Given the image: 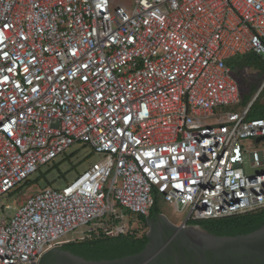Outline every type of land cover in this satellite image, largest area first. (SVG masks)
I'll list each match as a JSON object with an SVG mask.
<instances>
[{
  "label": "built area",
  "instance_id": "1",
  "mask_svg": "<svg viewBox=\"0 0 264 264\" xmlns=\"http://www.w3.org/2000/svg\"><path fill=\"white\" fill-rule=\"evenodd\" d=\"M263 39L264 0H0V197L76 142L103 156L4 206L0 264H38L158 195L184 224L264 208L263 153L246 144L264 137L246 118L258 95L229 110L241 95L226 64L264 58Z\"/></svg>",
  "mask_w": 264,
  "mask_h": 264
},
{
  "label": "water",
  "instance_id": "2",
  "mask_svg": "<svg viewBox=\"0 0 264 264\" xmlns=\"http://www.w3.org/2000/svg\"><path fill=\"white\" fill-rule=\"evenodd\" d=\"M263 86L264 82L256 96ZM262 140L264 137H258L255 142ZM146 222L149 242L137 255L114 261H87L55 246L42 255L38 264H264V227L247 235L215 237L184 221L174 225L161 214L147 216ZM157 228L166 229L162 242Z\"/></svg>",
  "mask_w": 264,
  "mask_h": 264
},
{
  "label": "trees",
  "instance_id": "3",
  "mask_svg": "<svg viewBox=\"0 0 264 264\" xmlns=\"http://www.w3.org/2000/svg\"><path fill=\"white\" fill-rule=\"evenodd\" d=\"M264 44V39L262 40ZM227 66L231 70V75L239 83L251 80L242 76L244 69H252L257 72L252 86L248 85L245 90L240 89L241 101L246 107L264 81V58L253 52L234 56L227 60ZM247 78V79H246ZM247 119H264V86L259 95L250 106ZM28 182V181H26ZM156 199H154L149 214L159 213L156 209ZM115 208H121L118 204ZM129 219L132 215H137L136 222H128L126 230L115 236L104 233L101 229L90 233L80 240L69 241L61 245L63 250L71 252L73 255L87 261H114L141 253L147 246L149 239L146 236L148 228L146 215L125 211ZM105 221L107 227L119 225L122 219L113 220L107 216ZM189 225H196L215 237H236L247 235L264 227V208H259L250 212L227 216L219 219H208L190 222Z\"/></svg>",
  "mask_w": 264,
  "mask_h": 264
},
{
  "label": "rangeland",
  "instance_id": "4",
  "mask_svg": "<svg viewBox=\"0 0 264 264\" xmlns=\"http://www.w3.org/2000/svg\"><path fill=\"white\" fill-rule=\"evenodd\" d=\"M119 1L129 4V0ZM241 74L242 76L251 79L248 84L246 82L242 84L237 82L239 88L245 90L248 88V85L252 86L257 72L247 68L244 69ZM244 108V104L240 103L238 106L230 107L229 110L241 113ZM207 121L212 122L213 119H208ZM246 144L249 151H261L264 157V140L258 143L246 142ZM102 158L103 156L93 152L89 145L83 144L81 142L74 143L69 148H67L64 153L57 156L53 161L41 166L37 172L29 177L28 182L21 184L10 193L0 197V218L4 212H6L4 206H9V212L14 213L16 208L22 205L24 203L23 200H25L27 197L35 194L37 191L47 186H50L53 189H60L64 187L66 183H70L78 174H81L83 171L89 169L93 163L102 160ZM156 209L159 214L163 215L168 222L174 225H179L182 223L187 213L186 210L178 211L172 204L164 202L160 195H158L156 199ZM125 211L126 209L123 208H115L114 212L117 213L119 217L118 219H122L123 221H121L119 225L113 226V231L119 228L121 232H124L129 221H131V223L136 222L137 215L134 214L132 215V218L129 219L128 216H126ZM107 220V216H105L103 219L94 220L89 226H81L65 234L59 239V241L66 243L69 241L80 240L87 234V230L91 228L96 231L100 229L102 230V228L99 227V223L105 222Z\"/></svg>",
  "mask_w": 264,
  "mask_h": 264
},
{
  "label": "flooded vegetation",
  "instance_id": "5",
  "mask_svg": "<svg viewBox=\"0 0 264 264\" xmlns=\"http://www.w3.org/2000/svg\"><path fill=\"white\" fill-rule=\"evenodd\" d=\"M158 214L159 213H154V214H152L151 215V213L149 214V218H154L155 216L157 217L158 216ZM163 230H166V229H162V230H159L158 228H157V231H158V233H159V242H162L163 241Z\"/></svg>",
  "mask_w": 264,
  "mask_h": 264
},
{
  "label": "clouds",
  "instance_id": "6",
  "mask_svg": "<svg viewBox=\"0 0 264 264\" xmlns=\"http://www.w3.org/2000/svg\"><path fill=\"white\" fill-rule=\"evenodd\" d=\"M256 93H257V92H256ZM256 93H255V94H256ZM259 93H260V92H259ZM258 95H259V94H258ZM60 246H61V245H60Z\"/></svg>",
  "mask_w": 264,
  "mask_h": 264
},
{
  "label": "bare ground",
  "instance_id": "7",
  "mask_svg": "<svg viewBox=\"0 0 264 264\" xmlns=\"http://www.w3.org/2000/svg\"><path fill=\"white\" fill-rule=\"evenodd\" d=\"M24 201V200H23Z\"/></svg>",
  "mask_w": 264,
  "mask_h": 264
}]
</instances>
